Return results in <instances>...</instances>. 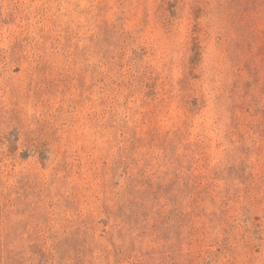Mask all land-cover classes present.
<instances>
[{
	"label": "rangeland",
	"instance_id": "rangeland-1",
	"mask_svg": "<svg viewBox=\"0 0 264 264\" xmlns=\"http://www.w3.org/2000/svg\"><path fill=\"white\" fill-rule=\"evenodd\" d=\"M0 264H264V0H0Z\"/></svg>",
	"mask_w": 264,
	"mask_h": 264
}]
</instances>
